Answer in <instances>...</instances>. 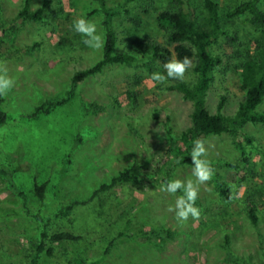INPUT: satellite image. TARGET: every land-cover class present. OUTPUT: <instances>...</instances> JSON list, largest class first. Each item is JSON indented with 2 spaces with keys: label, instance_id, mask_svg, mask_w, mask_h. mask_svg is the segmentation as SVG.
<instances>
[{
  "label": "rangeland",
  "instance_id": "rangeland-1",
  "mask_svg": "<svg viewBox=\"0 0 264 264\" xmlns=\"http://www.w3.org/2000/svg\"><path fill=\"white\" fill-rule=\"evenodd\" d=\"M213 1L228 35L212 45L220 62L205 94L206 106L215 113L223 99L220 111L230 115L245 94L243 62L255 54L261 35L246 15L226 17L228 8L244 0ZM42 2L28 0V8ZM47 2L42 20L34 21L18 17L25 0H0V63L14 80L0 95L5 112L0 163L17 168L14 180L25 194L24 199L15 194L0 174V264H26L44 227L36 215L52 218L50 233L69 230L80 236L77 242L50 244L53 255L39 253L38 264L100 259V264H264V126H245L254 144L246 145L244 154L227 133L201 139L206 154L196 159L208 160L213 176L226 182L227 197L221 196L213 177L199 182L195 164L174 163L168 150L170 136L191 126L192 112V103L169 87L177 80L190 82L191 67L183 79L168 78L165 63L150 56L133 64L108 65L73 82V75L93 65L102 52V47L93 50L83 43L73 22L80 17L97 22L103 43L102 14L95 0ZM191 2L199 16L206 14L204 0ZM107 3L117 7L115 52L135 53L134 43L142 39L166 45L168 31L158 26L157 16L174 0ZM259 7L264 11V0ZM173 59L172 51L169 61ZM153 73L166 79L154 81ZM65 96L48 113L29 116L37 105ZM258 108L264 109V97ZM134 164V181L92 197L102 183ZM175 179L184 188L191 182L197 191L199 217L177 218L176 201L183 189L171 194L161 188ZM35 183H46L42 198ZM73 201L80 204L53 218ZM248 203L255 206V224L248 217Z\"/></svg>",
  "mask_w": 264,
  "mask_h": 264
},
{
  "label": "trees",
  "instance_id": "trees-1",
  "mask_svg": "<svg viewBox=\"0 0 264 264\" xmlns=\"http://www.w3.org/2000/svg\"><path fill=\"white\" fill-rule=\"evenodd\" d=\"M95 1L98 2L97 10L102 14L100 23L104 31L101 56L90 67L77 71L73 75V82L93 76L108 65L133 64L150 56L166 63L173 51L176 60H183L185 57L191 60L193 78L190 82L177 80L169 87L170 90L180 92L184 99L192 103L191 126L177 136H170L168 150L171 153L172 161L176 164L194 165L195 161L191 155L195 149L194 142L210 135L227 133L231 137V143L241 154L245 153L246 145L254 144V138L246 133L245 126L247 124H262L264 126V109L258 108L264 97V11L259 7L260 0H244L226 11L228 18L246 15V21L259 30L261 35L259 41L254 45L255 54L243 62L241 89L245 94L236 111L230 115H225L220 111L223 99L218 104V111L215 113H211L206 106L205 94L214 79L215 68L220 62V57L212 52V45L219 36L228 35V32L220 24L218 5L213 0H204L203 8L206 11L204 16L198 15V11L191 0H174L175 4L165 8L157 16L158 26L168 31L166 45L143 39L138 40L133 46L135 53L115 52L117 34L113 18L117 7L108 5V0ZM47 4V0H43L41 6L30 10L28 0H25L24 5L18 11V17L40 21ZM168 46L172 47V50ZM66 99L67 96L37 105L29 116L34 117L39 113H48L52 108L63 104ZM4 122L5 112L1 108L0 97V125ZM227 166L232 167L234 165L227 163ZM137 168L138 166L134 164L121 170L111 178L110 183H102L94 191L92 197L101 191L115 187L118 183L134 181L133 172ZM16 171V167L0 163V174L4 175L8 187L24 199L25 194L14 180ZM212 181L218 193L227 197L226 182L221 181L217 176H213ZM45 186L46 183L40 185L35 183V191L39 198L43 197ZM77 204L80 202H71L55 212L53 218L68 215ZM248 217L253 224L257 222L256 209L253 203H248ZM36 218L44 223V227L40 234L39 243L32 245L33 251L28 255L26 264H38V255L43 251L47 256L53 255L54 250L50 244L67 241L77 242L80 239V236L69 230L50 233L48 224L52 218L43 219L38 215ZM109 249L110 246L105 249L104 254ZM96 261L86 263L84 260H80L78 264H100L101 259Z\"/></svg>",
  "mask_w": 264,
  "mask_h": 264
},
{
  "label": "clouds",
  "instance_id": "clouds-1",
  "mask_svg": "<svg viewBox=\"0 0 264 264\" xmlns=\"http://www.w3.org/2000/svg\"><path fill=\"white\" fill-rule=\"evenodd\" d=\"M73 29L76 33L82 35L84 38L83 43L89 48L97 50L102 47V37L97 33V22L80 17L73 22ZM189 67H191V60L187 57L183 60L173 59L164 64V68L167 70V77L175 79H183L184 73ZM151 79L162 82L166 77L160 73H153ZM13 83L14 80L8 76L6 68L0 63V95L6 94L13 86ZM194 145L195 149H193L191 154L195 161L194 175L199 182L209 181L214 175L210 162L206 159L203 161L196 159L201 153L206 154L204 142L196 140ZM161 188L171 194H175L177 189H183L184 195L176 201V209H179V211H176V215L179 220L186 221L189 215L193 218L199 217V210L194 207L197 200V191L192 188L191 182H189L187 188H184L183 182L175 179L167 181Z\"/></svg>",
  "mask_w": 264,
  "mask_h": 264
}]
</instances>
